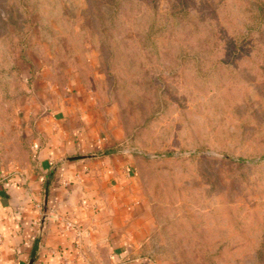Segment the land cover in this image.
<instances>
[{
  "label": "rangeland",
  "instance_id": "1",
  "mask_svg": "<svg viewBox=\"0 0 264 264\" xmlns=\"http://www.w3.org/2000/svg\"><path fill=\"white\" fill-rule=\"evenodd\" d=\"M65 113L139 201L124 260L264 264V0H0V194L39 182L36 227Z\"/></svg>",
  "mask_w": 264,
  "mask_h": 264
},
{
  "label": "crops",
  "instance_id": "2",
  "mask_svg": "<svg viewBox=\"0 0 264 264\" xmlns=\"http://www.w3.org/2000/svg\"><path fill=\"white\" fill-rule=\"evenodd\" d=\"M55 119L60 125L58 131L51 134L50 143L39 149L43 169L47 170L51 160L57 165L55 182L48 184L43 197L50 213L36 227L33 223L39 205L33 201L39 197L40 183L30 182L31 190L7 182V190L0 194V264H99V252L106 250L111 259L107 264H152L146 258H122L130 252L135 254L143 237L150 233L145 226L130 228L131 220L137 218L134 208L139 201L131 195L129 204L119 191L122 181L115 170L123 171L122 165L116 169L108 154L94 157L103 153L99 151L101 141L88 140L81 125L69 129L67 123L77 119L74 114L65 113ZM88 165L95 171L86 174L90 192L85 198L79 194L74 173ZM57 217L59 220L53 219ZM89 222L94 226L86 227ZM35 238L39 242L34 260L30 252Z\"/></svg>",
  "mask_w": 264,
  "mask_h": 264
},
{
  "label": "trees",
  "instance_id": "3",
  "mask_svg": "<svg viewBox=\"0 0 264 264\" xmlns=\"http://www.w3.org/2000/svg\"><path fill=\"white\" fill-rule=\"evenodd\" d=\"M38 238H35L34 239V245H33V248H32V250H31V252H30V256H33V254L35 253V248H36V246H37V243H38Z\"/></svg>",
  "mask_w": 264,
  "mask_h": 264
}]
</instances>
